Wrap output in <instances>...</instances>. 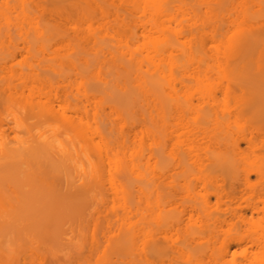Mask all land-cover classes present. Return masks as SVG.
<instances>
[{"label":"bare ground","instance_id":"obj_1","mask_svg":"<svg viewBox=\"0 0 264 264\" xmlns=\"http://www.w3.org/2000/svg\"><path fill=\"white\" fill-rule=\"evenodd\" d=\"M256 5L0 0V264L28 249L32 264H264L246 256L264 254V66L245 62L264 41ZM168 158L195 170L182 187L200 191L177 215ZM41 165L79 197L25 182ZM197 221L218 246L192 261L195 237H171Z\"/></svg>","mask_w":264,"mask_h":264},{"label":"rangeland","instance_id":"obj_2","mask_svg":"<svg viewBox=\"0 0 264 264\" xmlns=\"http://www.w3.org/2000/svg\"><path fill=\"white\" fill-rule=\"evenodd\" d=\"M244 1H248L249 3H253V4L259 3L258 6L256 5V8L259 9L258 10V15H259V18L264 20V0H244ZM261 32L264 34V29H262ZM208 45H211V43H209ZM208 53L211 54V57L205 56V61L206 62H204V64H206V63L211 64L212 63L211 58L215 57L214 52L209 50ZM17 59L21 60L22 56L18 55ZM245 62H246L247 66L249 68L254 67V69H255L256 66H258V65L264 66V41L256 44V49H254L251 53H249L246 56ZM16 67H18V66H16ZM207 75L210 76V77L215 76L213 71H210ZM263 80H264V77L262 78V81ZM193 83H194V81H192L190 83V85L193 84ZM183 90H184V88H181L179 91H183ZM217 97H218V101L216 102L217 103L216 104V110H220L221 107H222L221 102H220L222 96H221L220 92H217ZM196 98H197V96L194 95L193 98H192V104L194 106L195 105H201V102L198 101ZM228 110L231 112L230 115H233L235 113V110H234L233 106H231V105L228 107ZM189 115L190 114H187L185 116L189 117ZM189 125H190V122H189ZM178 127H179V125H178ZM185 131H186V128H179L178 129V131L176 132V134L178 133V138H177L178 140H183V139L186 140L187 139ZM260 140H261V137L259 136L256 139V141L259 142ZM174 141H175V139L170 140L168 142V147L172 148V146H174V145H172V143ZM128 143H129V141H128ZM172 150H174V149L172 148ZM263 154H264V152L262 151V155ZM170 160L171 159L168 158V162H169L168 164L172 168V162ZM187 165H186V167L188 168L187 171L186 170L182 171L183 169H181V168H175V169L172 168L171 171H170V176H168V211H169L170 215H177L181 210L186 208L198 196V192H200V191H198V187H196V188L190 190L189 193H187L185 191V189L182 187V183L184 182V179L186 180L188 178L194 177V173H195V170L191 166H189V165L187 166ZM31 171L34 174V175H31L32 180L25 181V182H34L36 184H42V185H46V186H47V184L49 186H52V184H53L54 187L51 189L53 196L57 195V194L61 195L64 192L67 193L68 191L69 192L72 191L73 194H70L68 192L69 195L73 196L74 198L79 197L78 193L75 190H73L75 187H72L71 189L69 188L71 191L65 189L66 186H65L64 178L66 176L64 177V174L62 175L61 172H60V174H61V176H63V178L60 176L58 171L52 172L51 170L46 169L42 165L40 167H37L36 169H32ZM20 175H23V174H20ZM69 176H72V175L69 174ZM73 176H74V174H73ZM254 178H255L254 175H250V179L253 180ZM25 182H24L23 186H24V188H28L29 187V183H25ZM59 183H61L63 185L61 186ZM250 193L251 192L249 190L245 191L244 194H243V197H246ZM248 213H249V211H248ZM260 215L261 214H255L254 215V217L251 219V222L253 224H251V225L242 224L240 229H239L240 232L241 233H246L248 230H251V229L254 228V227H251V226L256 225L258 223L261 224ZM60 225H62V224L58 223V227L62 228L63 226H60ZM200 225H201V223L198 222V221L195 222V223L192 222L188 226L183 227L182 231L179 234L173 235L171 237L173 239V241L175 242V245H177V246H182L184 238L187 237L190 240H192V237H195L194 240L196 242L192 244L193 247L190 248V250H188V249L184 250V254H187L188 251L191 253L192 261H195L194 255L196 254L197 250H200V249H204L205 250V249L209 248L212 245H213V247L218 246V242H216L214 244H211L210 242L207 241L206 237H201L199 232H200L202 227ZM223 228H226V226L224 225ZM43 238L44 239H42V240L47 241L46 237H43ZM45 238H46V240H45ZM27 249L28 248H25V251ZM28 250H27V252H28ZM27 252H24V253L22 252V256L20 255V257L24 258L25 260L27 259L26 261H27L28 264H29L30 259L32 260V258L35 259V260L40 259V258L36 259L37 256H35V255H33L34 257H32L31 256L32 253H30L31 257H29ZM29 252H31V251H29ZM233 252L235 253L234 256L239 258V256H240V247H238L236 244L231 245L228 257H231ZM25 253L28 255L29 258H27V256L24 255ZM34 253H35V251L33 252V254ZM262 255H264V254H261L260 250L255 249L254 247L250 248V251L246 254V256L249 257V258H254V257L260 258ZM38 257H39V255H38ZM48 257L45 258V260H47L48 262H51L50 260H52V258L50 259ZM55 257H57L58 259L59 258L60 259H64L63 253H58ZM177 258L174 259V260H168V264H182V261L180 260L182 258L181 257H177ZM184 258L185 257L183 256V259ZM24 259H21L20 261L23 263ZM32 262H33V260L30 261L31 264H32ZM35 262H34V264H35ZM22 263L19 262V264H22Z\"/></svg>","mask_w":264,"mask_h":264}]
</instances>
